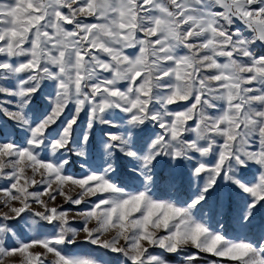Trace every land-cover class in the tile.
Instances as JSON below:
<instances>
[{"label": "snow or ice", "instance_id": "6c2138e0", "mask_svg": "<svg viewBox=\"0 0 264 264\" xmlns=\"http://www.w3.org/2000/svg\"><path fill=\"white\" fill-rule=\"evenodd\" d=\"M0 264H264V0H0Z\"/></svg>", "mask_w": 264, "mask_h": 264}, {"label": "rangeland", "instance_id": "374dc122", "mask_svg": "<svg viewBox=\"0 0 264 264\" xmlns=\"http://www.w3.org/2000/svg\"><path fill=\"white\" fill-rule=\"evenodd\" d=\"M57 202L61 203L62 201L60 200V198H58ZM73 226L79 227L80 225L74 224ZM69 251L74 255L91 256V255H95L98 250L88 244H80L78 246L71 247ZM105 259L108 258L106 257Z\"/></svg>", "mask_w": 264, "mask_h": 264}]
</instances>
